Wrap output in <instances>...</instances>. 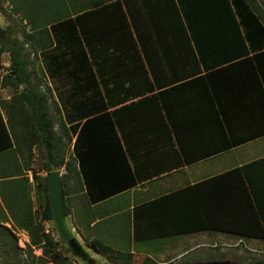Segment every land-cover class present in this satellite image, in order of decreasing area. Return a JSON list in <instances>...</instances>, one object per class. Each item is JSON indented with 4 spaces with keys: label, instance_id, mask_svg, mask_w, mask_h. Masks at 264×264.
I'll return each mask as SVG.
<instances>
[{
    "label": "crops",
    "instance_id": "0c3cea01",
    "mask_svg": "<svg viewBox=\"0 0 264 264\" xmlns=\"http://www.w3.org/2000/svg\"><path fill=\"white\" fill-rule=\"evenodd\" d=\"M206 1L201 0L204 6L200 12L209 17L199 13L194 23L198 27H212L217 22L212 19V0L208 4ZM6 3L17 9V15L22 14L24 24L27 20L31 27L44 26L53 48L62 35L79 37L85 63L91 64L89 71L99 75L104 101L111 99L112 108L108 110H121L119 113L124 115L114 117L118 122L115 125L120 126V130L115 126V134L110 125L106 131L98 125L103 129L98 142H90L89 130L84 133L86 144L80 160L73 150L76 134L70 133L71 123L62 117L71 138L65 161L72 162V174H67L66 181L72 188L65 203L68 216L72 213L77 219L78 224L72 229L79 244L87 249L85 241L98 240L116 251L144 250L148 252L139 253L160 259L162 264H174L187 255L193 256L190 264H264L262 222L253 208L247 185L237 172L241 166L264 158V59L254 67L241 58L233 62L234 67L211 74L210 91L218 117H196V108L193 115L185 110L180 117H174L181 151L169 123L149 98L155 93H149L154 87L149 57L161 58L156 60L161 66L157 73H161L158 81L164 82V76L170 73L168 59L190 52L184 33L179 35L176 31L185 27L176 0ZM231 6L235 11L233 2ZM197 31L200 35L212 34ZM43 38L47 39V35ZM254 51L249 52V57ZM181 68L178 65L172 71L179 73ZM3 77H0V113L5 122L9 108L14 111L13 100L17 101L23 86L15 93L2 83ZM47 85L49 94L58 102L53 84ZM106 90L114 93L107 96ZM84 122L85 117L81 120ZM54 126L57 131V123ZM227 142L231 148L223 150ZM262 176L258 197L264 215ZM192 186L208 228L189 234H165L186 219L187 195L173 194ZM167 196L170 197L164 201L161 212L158 207H149V231L139 229V240H135L136 209ZM153 222L161 226H154ZM97 255L89 259L107 264L103 255Z\"/></svg>",
    "mask_w": 264,
    "mask_h": 264
},
{
    "label": "trees",
    "instance_id": "16d2710c",
    "mask_svg": "<svg viewBox=\"0 0 264 264\" xmlns=\"http://www.w3.org/2000/svg\"><path fill=\"white\" fill-rule=\"evenodd\" d=\"M206 2L207 4L209 3L208 0ZM232 2L234 6L235 4L243 3L241 5H244L245 8L238 9L237 6L234 11L230 5V0H212V8L214 9L212 19H216L217 22L212 27L207 25L203 28L194 24L197 22L199 13L202 16L205 15L209 17V14L200 12L201 7L204 6L201 0H176L185 22V27L180 29L176 28V31L179 35L184 33L185 41L190 52H186L183 57L168 59L171 64L169 68L170 73L168 76H164V78H166L164 82L158 81V77H161V73L157 72L161 70V66L156 64V60L161 61V58L149 57V74L154 82V87L149 89V93L155 92L149 98L155 101L157 109L169 123L171 128L170 132L175 136L181 151L182 145L178 138L174 117H180V114L185 110L188 114L192 113L193 115L194 108L197 109L195 111L196 117H218L210 91L211 74L220 71L222 68H227V66L223 67L225 64L229 63V66H233V62L241 58L254 67H258V63L264 59V25L257 19L245 0H232ZM244 10L245 14H239L240 18H238V21L235 15L237 13H242ZM36 28L41 27L33 26L32 30ZM200 29L202 31H209L212 34L206 32L204 35H200L197 33V30ZM36 30V50L37 52H44L47 55V52L53 48V41L48 36L47 29L44 28L42 31L41 29ZM45 34L47 35V39L43 38ZM228 37L231 38V41H229ZM79 41V37L73 39V37L69 35V44L72 45L71 49H77L72 54L68 55L70 57L69 59L68 56H64L63 54L65 53H61V51L59 52V56L53 55V57H55L53 59L44 56V70L47 73L46 75H56L57 72V74H65L62 73L66 71L64 68H74V65V71L78 69L79 62L82 64L83 58V50L81 45L78 44ZM59 43L61 42L55 41V48L57 50L59 49ZM247 43L249 47H247ZM64 47L70 48L68 45ZM251 50H255L254 52L256 53L249 57V52ZM2 52L3 50L0 49V53ZM10 55V74L2 78V83L13 89L15 93L19 92L18 89L20 86H23V88L18 95L17 101L13 100L14 111L12 108H9L5 122L0 113V200L4 207L10 212L11 217L16 222L19 229L27 232L30 244L41 249V257L37 258V264H46L48 262H53L54 264H69L67 263L66 255L60 250H56L58 242L54 241L48 233L42 230L39 223L30 217L29 212L27 213L23 210L19 213V217L14 216L13 205L15 207L17 206V208L24 206L23 201L25 199L23 198V192L28 182V179H26L24 175L25 172L31 171L33 181L36 183L37 194L39 195L43 208L42 218L44 221L52 220L48 202L46 177H38L36 173L28 167L27 161H29L30 158L25 159L24 156L30 157L33 147L43 149L44 171L49 173L57 168L63 167L65 173L61 176V184L64 188L68 177L67 174H69V176L72 174V162L65 161V146L69 144L71 138L65 130L63 118L71 123L69 128L70 133L72 135L76 134L73 150L80 160L82 159V149L86 144L84 133L89 130L90 142H98L99 134L103 129L106 131L109 125L114 134L115 126L120 130V126L118 124L115 125V123L118 122H116L117 119L114 117H122L124 115L119 113L121 110H108L112 108L110 105L111 99L110 97H106V103L100 96V93L95 89V79H97L99 75H95L94 73L91 74L90 72L89 75L87 73L83 74L81 82L84 86L87 85L91 87L87 90L85 89L83 92H79L73 104L68 105L69 108H65V117H63L62 121L58 124L60 130L55 131L54 125L57 123V120L52 119L50 115L49 98L41 90V86L34 83V72L29 71L26 63L19 60L17 53L11 52ZM84 61L86 62L85 58ZM178 65L182 67V71L174 73L172 70H175ZM90 66L91 64L88 63L85 66V71L86 67L89 70ZM171 71L174 74L171 73ZM74 73L75 72H68L66 78L73 76L78 81ZM88 76L91 77V79H88ZM88 80H90V82H87ZM153 88H155L156 91ZM80 93H82V95H80ZM105 93L107 96H110L114 91L106 90ZM99 99H101V101ZM16 103H18V106H16ZM189 108H191V110H189ZM84 117L85 122L81 123ZM91 120L96 121V123L91 125ZM98 125H101L103 129L98 127ZM221 129L224 133L223 127H221ZM87 146L91 145L87 143ZM224 148L223 150L231 148L230 142H227ZM23 150H25L26 153H23ZM17 153L24 159V165H20L16 162L15 155ZM183 156L185 162L188 164V158H186L184 153ZM5 158L10 161L8 167L3 169L1 163L6 160ZM21 166L26 168H22ZM237 172L247 185L253 208L258 211V217L263 226L262 234L264 236V215L260 210V198L258 197V192L261 189L262 175L264 174V158L241 166L237 169ZM10 178L14 179L11 180ZM19 191L21 194L18 198V193L16 192ZM173 195H187L185 197H187L189 201L186 204V211H184L186 219L183 221L182 225L173 226V230L165 234H189L206 230L208 226L205 216L201 211L197 196H195V188L193 186L187 187ZM65 196L66 191L64 189L62 190V207L63 215L67 217L69 213L65 203ZM168 197L170 196L159 199L151 204L148 202L136 209L137 211L134 212L135 222L133 226L135 240H139L137 237L139 229H147L149 231V223H151V221H149V207H158L159 212H161V207L163 203H165L164 201L169 199ZM153 223L154 226H161L157 222ZM88 246L94 251H99L104 254L112 251L110 247L98 240L90 241ZM66 250L71 252L68 247ZM117 255L121 257L122 253H117ZM83 264L101 263H94L92 260L88 259V261L83 262Z\"/></svg>",
    "mask_w": 264,
    "mask_h": 264
},
{
    "label": "rangeland",
    "instance_id": "374dc122",
    "mask_svg": "<svg viewBox=\"0 0 264 264\" xmlns=\"http://www.w3.org/2000/svg\"><path fill=\"white\" fill-rule=\"evenodd\" d=\"M246 3H248L249 7H251L252 12L257 17V19L264 25V0H245ZM6 2H9V0H0V29H1V35H0V49H2L4 52L0 53V77H3L5 75L10 74L8 70L10 69V57L11 52L17 53V56L20 61L26 63L27 68L29 71L34 72V83L41 86V90L46 94V96H49V110L50 115L52 119L57 120V131L60 130L59 122L62 121V117H65V108H69L68 105L73 104V101L75 98H77V95L79 92H83L85 89L87 90L91 86H84L81 82V79L83 77V74H90V71L85 66L88 63H85L84 58H82V64L79 62L78 69L75 70L74 68H64L66 71L62 72L65 74H57L56 75H46L45 67H44V56L45 57H51L52 59L55 58L54 56H59V52L65 53L64 56H68L72 54L77 49H71V46L69 44V38L67 36H61V40H58V42L61 41V43L58 44V50L51 49L47 52V55L43 52H37L36 50V39H37V33L36 30L29 26V22L26 20V24L23 22L22 14L19 16L18 11L16 8H11L9 4ZM232 3V0H230V5ZM235 4V7L238 6V9L245 8L244 5ZM239 14H245V10L242 13H237L235 16L237 20ZM214 18V17H213ZM180 26V25H179ZM45 28L44 26L41 28V31ZM46 29V28H45ZM78 44L83 45L82 42H79ZM70 46V48H66L64 46ZM70 57L68 56V59ZM60 59V58H59ZM58 59V60H59ZM186 65V64H185ZM184 65V66H185ZM94 66V64H92ZM227 66V68H222L218 73L226 71V69H229L234 66H229L228 64L223 65ZM68 72L72 73L75 72L74 75L76 78H78V81L73 77H68ZM93 72V71H92ZM91 72V74H93ZM96 75V73H94ZM97 77V76H96ZM88 79H91V77L88 76ZM99 77L95 79V84L97 91L100 93V96L103 98V90L99 87ZM53 84V89L56 91L57 94V101L55 100L54 96L52 94H49V90H47L46 87H48V83ZM87 82H90L88 80ZM7 94L10 95L11 91L6 90ZM5 94L3 93V96ZM82 95V93H80ZM2 98L0 94V99ZM101 101V99H99ZM106 108V107H105ZM68 112V111H67ZM26 118V117H25ZM33 120V118H32ZM96 121L91 120L90 124L94 125ZM66 149H68V145L65 146V153ZM23 153H26L25 150H23ZM31 156L25 157V159L30 158L29 161H27V165L30 169H32L38 177H45L46 172L45 166H44V152L43 149H38L37 147H33L31 150ZM15 160L18 164L24 165V159L20 156L19 153L15 155ZM32 157V158H31ZM6 159V158H5ZM8 160V161H7ZM9 159L4 160L3 163H1L3 169L7 168L9 165ZM12 163V162H11ZM10 163V164H11ZM22 168H26L24 166H21ZM28 168V169H29ZM55 170H58L61 172V176L64 175L65 170L63 167L57 168ZM54 171V170H53ZM24 177L28 179V182L26 183L25 191L23 192V198L25 199L23 201L24 206L21 208H17L13 205V212L14 216L19 217V213L21 211L29 212L30 217L37 221L39 223L40 227L45 233H48L49 236L54 240L58 242V247L56 250H60L64 255L67 257V263L69 264H83V261L77 257H75L71 252H68L67 245L61 241V239L58 237L56 228L51 221H44L42 218V205L40 202L39 195L37 194L36 189V183L33 181V176L31 171L25 172ZM11 180L14 178H10ZM62 185V184H61ZM20 186V184H19ZM70 186L66 183L65 187H62V190L65 189L66 196L70 193ZM18 193L17 197L19 198L21 192ZM22 196V195H21ZM65 196V198H67ZM70 201L73 199L72 197L69 198ZM69 206L71 202L67 203ZM18 205V204H16ZM16 208V209H15ZM16 213V214H15ZM65 224L68 230H70L74 236V228L78 223L75 216L72 215V213L65 217ZM149 243H146L144 245H148ZM81 245V244H80ZM82 246V245H81ZM84 246H88V241L84 242ZM109 247V246H108ZM149 247V246H148ZM83 248V246H82ZM84 249V248H83ZM85 252L89 257H96L97 254H101L105 257L103 258V261H105L107 264H162V261L160 259H149L147 255H144L148 251H116L111 249L112 251L107 253H100L99 251H94L93 249H84ZM139 252H142L144 254H140ZM117 253H122V256L120 257L117 255ZM135 255V256H134ZM41 257V249L34 247L30 244L29 236L25 230L19 229L16 222L11 217L10 212L4 207L0 200V264H37V258ZM100 261L101 256L97 257ZM193 256L187 255L184 259H180L174 264H190L192 262ZM97 261V260H94ZM97 261V262H99ZM46 264H54L53 262H48Z\"/></svg>",
    "mask_w": 264,
    "mask_h": 264
},
{
    "label": "water",
    "instance_id": "95a60500",
    "mask_svg": "<svg viewBox=\"0 0 264 264\" xmlns=\"http://www.w3.org/2000/svg\"><path fill=\"white\" fill-rule=\"evenodd\" d=\"M1 35V29H0ZM46 182L48 190V202L52 214V222L56 228L58 237L64 241L71 253L81 259L83 262H87L89 256L73 236L72 232L68 230L65 224V217L63 215L62 207V185L60 171L54 170L46 173ZM192 264H221L219 262H204V263H192Z\"/></svg>",
    "mask_w": 264,
    "mask_h": 264
}]
</instances>
